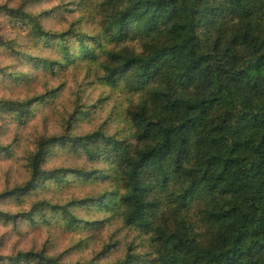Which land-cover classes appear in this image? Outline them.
<instances>
[{"label":"trees","instance_id":"1","mask_svg":"<svg viewBox=\"0 0 264 264\" xmlns=\"http://www.w3.org/2000/svg\"><path fill=\"white\" fill-rule=\"evenodd\" d=\"M38 1L0 3L2 27L26 31L0 33L15 61L0 65V86L26 87L0 98V122L22 128L63 91L68 108L59 132L22 152L23 177L0 188V225L76 233L86 247L117 222L137 242L110 235L87 259L41 247L0 264H264V0ZM56 16L61 29L47 27ZM16 65L58 83L35 93ZM90 87L124 101L112 132L104 121L75 131L106 99L87 104ZM60 156L79 163L48 166Z\"/></svg>","mask_w":264,"mask_h":264},{"label":"rangeland","instance_id":"2","mask_svg":"<svg viewBox=\"0 0 264 264\" xmlns=\"http://www.w3.org/2000/svg\"><path fill=\"white\" fill-rule=\"evenodd\" d=\"M17 0H0V3H7L9 5H15ZM67 0H40L34 3V9L36 11L49 10L59 3H66ZM61 17L56 16L52 19L46 20L45 24L47 27L53 28L55 30L61 29ZM2 19L0 17V33L8 39H15L16 42L20 41L21 37L26 36V31L18 27L6 26L2 27ZM15 63L9 58L5 51H0V65L7 66L8 68ZM15 71L25 74L29 79L30 86L35 93H41L47 86L56 85L58 80H53L47 78H42L41 75L36 74L28 70L27 66L16 65ZM7 73H10L7 72ZM6 82L7 76L2 77ZM62 82L67 81V85L74 87L81 81V76L72 77L71 75H66L62 77ZM24 82V81H23ZM26 92L25 84L21 85H4L0 86V98L4 97H21ZM69 94L62 92L59 98L56 100L55 107L53 109L45 108L42 109L34 119L28 121L24 127L18 128L14 125L7 124L5 122H0V143L3 145H8L14 139L19 141V144H11L14 156L10 158L1 157L0 158V188L9 183H14L15 180L21 178L24 175L22 160V152L31 146V143L42 135H51L57 133L61 130L62 120L59 114H63L67 110L66 105ZM98 97L106 98L100 103L101 109H95V113L92 117L84 120L77 124L75 131L77 133H83L89 130L98 128L102 126L103 121L105 122L103 129H107L112 132L116 126L118 117L114 116V113L120 110V106L124 105L123 99L116 93L102 92L101 90L94 91L91 87L87 89L85 101L87 104L95 103ZM111 114V115H110ZM90 119V120H89ZM68 164H78L79 161L67 159L66 157H59L51 161L48 166L58 167L60 165ZM7 210L14 211L16 208L12 203H7L3 206ZM110 235H113L116 241H119L118 247L122 245L123 241H132L136 238L134 234L129 233L121 229L119 223L111 222L105 227L103 233L97 239H91L87 242V246L77 247L78 240L81 238L79 234L76 233H61L59 230L52 229L51 231H46L45 229H30L25 227H20L17 230H12L11 227H5L0 225V253L15 252L18 250H28V249H40L45 247L48 250H55V253L65 251L70 247L73 249L69 250L67 254V259L76 261L79 259H87L92 256V254L100 249V244L108 239ZM119 255V254H118ZM117 252L111 256L115 258L118 256ZM121 255V254H120Z\"/></svg>","mask_w":264,"mask_h":264}]
</instances>
